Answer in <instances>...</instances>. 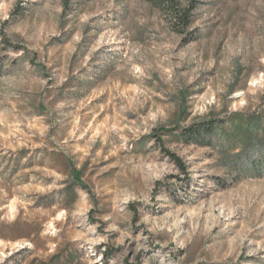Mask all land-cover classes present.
Instances as JSON below:
<instances>
[{"label":"rangeland","instance_id":"rangeland-1","mask_svg":"<svg viewBox=\"0 0 264 264\" xmlns=\"http://www.w3.org/2000/svg\"><path fill=\"white\" fill-rule=\"evenodd\" d=\"M192 17L0 0V264H264V151L232 124L264 115V0Z\"/></svg>","mask_w":264,"mask_h":264},{"label":"trees","instance_id":"trees-1","mask_svg":"<svg viewBox=\"0 0 264 264\" xmlns=\"http://www.w3.org/2000/svg\"><path fill=\"white\" fill-rule=\"evenodd\" d=\"M195 1L196 0H188L187 3L184 4L181 0H149L151 4L168 11L174 22L175 30L182 36L192 27V13L195 9ZM232 120L233 126L236 127L240 135L243 136L244 143L242 146L245 147L249 142L253 141L256 142L258 148L264 151V131L257 132L256 129L259 126L264 127V115H245L237 112L232 115ZM220 129H222L221 124L216 123L214 119L210 118L204 119V121L190 125L189 127L182 128L179 135L180 138L187 143L194 142L204 144L203 140H205L207 136ZM223 131L227 140L234 142L238 132L235 133V131L229 134L226 128H224ZM159 140L163 141L162 138H159ZM165 152L182 170H186V165L179 155L170 150H165ZM66 190L70 191V193L75 192L74 190L72 191L70 187H67Z\"/></svg>","mask_w":264,"mask_h":264}]
</instances>
